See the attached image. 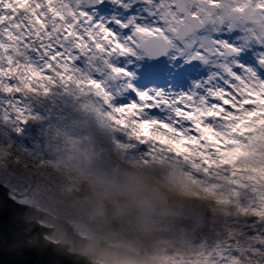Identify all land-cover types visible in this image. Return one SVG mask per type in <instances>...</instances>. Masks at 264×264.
<instances>
[{
    "label": "snow or ice",
    "instance_id": "obj_1",
    "mask_svg": "<svg viewBox=\"0 0 264 264\" xmlns=\"http://www.w3.org/2000/svg\"><path fill=\"white\" fill-rule=\"evenodd\" d=\"M57 78L144 154L163 142L222 156L264 114V0H0V106L23 116L21 92L47 95Z\"/></svg>",
    "mask_w": 264,
    "mask_h": 264
},
{
    "label": "rangeland",
    "instance_id": "obj_2",
    "mask_svg": "<svg viewBox=\"0 0 264 264\" xmlns=\"http://www.w3.org/2000/svg\"><path fill=\"white\" fill-rule=\"evenodd\" d=\"M77 67L83 68V65ZM48 87L47 95L43 94V90L37 94L21 92L24 100L21 107L29 109L23 116H18L13 108L0 106V150L9 157L25 158L35 172L46 174L49 169L64 167L65 172L61 175L54 173L49 176L55 180L51 186L55 188L58 184L59 189L64 186L73 191L78 189L86 203H105L115 208L116 220L123 227L141 224L149 218L147 202L139 197L140 191L147 187L158 188L178 198L210 193L220 200L228 192L227 185L235 162L241 167V174L236 173L233 181H243L244 186L254 188L258 179L264 177V158L258 160L248 173L239 160L251 152L254 138L264 136V114L248 117L237 133L239 144L222 145V156L205 157L192 151L197 149L196 145L163 142L154 151L144 154V148L133 147V141L123 134L120 126L107 119L103 109L98 114H78L72 111L81 108L83 101L99 103L88 89L82 90L72 83L65 85L58 78L54 85ZM12 95L15 96V92ZM5 116L11 118L5 119ZM28 117L32 119H29L27 125L19 123ZM21 128L24 131L17 134L16 129ZM87 129L92 132L90 137L84 135L91 134L86 133ZM260 143L264 146V140ZM197 151L206 150L201 147ZM5 184L12 198L37 206L35 201L17 194L12 185ZM69 223L80 235L93 234L80 220ZM105 239L120 247L128 244L131 250L138 251L133 247L130 235L119 236L118 240ZM162 258L166 263L191 264L176 254ZM200 264L226 262L218 257L215 260H204Z\"/></svg>",
    "mask_w": 264,
    "mask_h": 264
},
{
    "label": "trees",
    "instance_id": "obj_3",
    "mask_svg": "<svg viewBox=\"0 0 264 264\" xmlns=\"http://www.w3.org/2000/svg\"><path fill=\"white\" fill-rule=\"evenodd\" d=\"M260 142L253 146L252 156L241 161L247 173L264 158V146ZM1 152L0 180L55 216L68 221H82L89 232L109 240L130 235L133 247L139 246L149 255L162 258L176 254L191 264L218 257L226 264H264V251L257 248V245H264V238L247 234L240 236L237 231L238 226L242 227L246 221L255 220L264 225V177L258 179L254 188L244 186L243 181L230 182L228 193L220 200L210 193L178 198L158 188L147 187L140 191L139 197L147 202L149 218L141 224L123 227L115 218V208L105 203H86L82 193L79 194L80 190L74 192L65 186L59 189L58 184L53 188L51 183L55 180L49 176L60 170L49 169L46 174L35 172L25 158L9 157ZM237 167L239 171L234 173L233 179L236 173L241 174V167ZM229 241L235 243L229 244ZM229 248L236 255L229 252L225 257L223 253Z\"/></svg>",
    "mask_w": 264,
    "mask_h": 264
},
{
    "label": "water",
    "instance_id": "obj_4",
    "mask_svg": "<svg viewBox=\"0 0 264 264\" xmlns=\"http://www.w3.org/2000/svg\"><path fill=\"white\" fill-rule=\"evenodd\" d=\"M9 192L0 182V264H156L142 250L108 246L100 236L81 238L67 221Z\"/></svg>",
    "mask_w": 264,
    "mask_h": 264
},
{
    "label": "flooded vegetation",
    "instance_id": "obj_5",
    "mask_svg": "<svg viewBox=\"0 0 264 264\" xmlns=\"http://www.w3.org/2000/svg\"><path fill=\"white\" fill-rule=\"evenodd\" d=\"M121 241H119V243H120ZM109 243V242H108ZM110 244V243H109ZM128 245V244H127ZM126 248L127 247H121V249H123V250H126ZM160 261V264H163V262L161 261V260H159ZM97 264H105V263H103L102 261H98V263ZM173 264V263H172Z\"/></svg>",
    "mask_w": 264,
    "mask_h": 264
}]
</instances>
